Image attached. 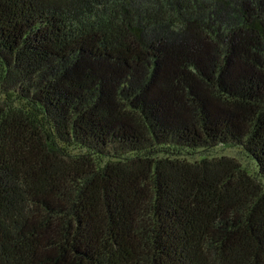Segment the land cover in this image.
Here are the masks:
<instances>
[{
	"label": "trees",
	"instance_id": "obj_1",
	"mask_svg": "<svg viewBox=\"0 0 264 264\" xmlns=\"http://www.w3.org/2000/svg\"><path fill=\"white\" fill-rule=\"evenodd\" d=\"M0 264H264V0H0Z\"/></svg>",
	"mask_w": 264,
	"mask_h": 264
},
{
	"label": "rangeland",
	"instance_id": "obj_2",
	"mask_svg": "<svg viewBox=\"0 0 264 264\" xmlns=\"http://www.w3.org/2000/svg\"><path fill=\"white\" fill-rule=\"evenodd\" d=\"M175 155L190 161L199 160L203 157L213 158L225 155L234 157L250 172H255L256 168L252 158L245 152L242 146L239 145L218 144L207 148L183 150ZM103 160L105 161L106 159Z\"/></svg>",
	"mask_w": 264,
	"mask_h": 264
}]
</instances>
